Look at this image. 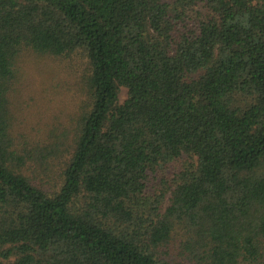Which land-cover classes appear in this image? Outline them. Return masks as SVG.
Masks as SVG:
<instances>
[{"label":"trees","instance_id":"obj_1","mask_svg":"<svg viewBox=\"0 0 264 264\" xmlns=\"http://www.w3.org/2000/svg\"><path fill=\"white\" fill-rule=\"evenodd\" d=\"M27 54L84 100L42 142ZM0 264H264V0H0Z\"/></svg>","mask_w":264,"mask_h":264},{"label":"rangeland","instance_id":"obj_2","mask_svg":"<svg viewBox=\"0 0 264 264\" xmlns=\"http://www.w3.org/2000/svg\"><path fill=\"white\" fill-rule=\"evenodd\" d=\"M19 68L22 76L11 96L15 132L31 138L33 142H42L39 135L43 133L40 131L47 124L62 125L57 129L60 132L71 130L84 102L75 72L71 74L61 69L57 59L34 54L24 55L19 61ZM57 87L61 90L60 99L54 97ZM125 98L126 90H123L121 101ZM66 134H63V140Z\"/></svg>","mask_w":264,"mask_h":264}]
</instances>
